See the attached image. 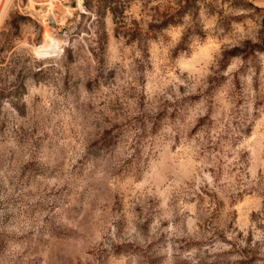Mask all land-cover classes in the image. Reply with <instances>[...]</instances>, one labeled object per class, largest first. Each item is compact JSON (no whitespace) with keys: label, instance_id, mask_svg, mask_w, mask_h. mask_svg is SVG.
<instances>
[{"label":"clouds","instance_id":"9594fccd","mask_svg":"<svg viewBox=\"0 0 264 264\" xmlns=\"http://www.w3.org/2000/svg\"><path fill=\"white\" fill-rule=\"evenodd\" d=\"M54 7L58 14L61 5ZM38 23L0 53V69L18 62L21 89L0 101V202L19 201L12 209L19 220L0 228L7 236L0 264H83L89 246L75 244L85 238L80 225L100 203L117 202L125 212L139 206L150 221L143 242L154 254L149 264H201L207 249L198 242L229 224L239 227L232 214L246 196L264 199V109L254 115L253 100L237 107L229 96L238 58L224 68L226 80L213 79L226 49L245 38L255 42V26L193 40L176 57L169 55L174 41L149 40L141 100L129 99L130 86L141 91L130 77L100 76L103 69H127L130 54L141 55L135 45L125 47L108 30L101 49L92 28L59 41L56 55L37 59L32 50L46 43V25ZM25 201L30 219L22 216Z\"/></svg>","mask_w":264,"mask_h":264},{"label":"rangeland","instance_id":"374dc122","mask_svg":"<svg viewBox=\"0 0 264 264\" xmlns=\"http://www.w3.org/2000/svg\"><path fill=\"white\" fill-rule=\"evenodd\" d=\"M260 3H264V0H3L0 4V25L7 26L8 32L0 33L3 35L0 53L8 50L11 39L19 36L22 29L39 28L38 22L46 25V30L41 29L46 43L32 50V55L37 59L56 55L59 41L71 42L78 33L91 34L89 30L92 28L96 30L97 42L102 49L106 33L111 30L118 40L124 41L125 47L135 45V51L141 55L135 58V53H131V64L127 69L121 68L119 73L115 69H103L100 76L106 82L114 81L117 77H130L141 91L137 94L135 88L130 86L129 99L139 95L143 100L147 84L145 71L149 40L164 44L174 41L169 55L176 57L187 54L193 40L204 41L210 34L223 38L235 31L234 25L246 27L251 22L255 26V42L245 38L231 49H226L224 59L219 62L220 69L213 79L215 82L226 80L224 68L232 58H238L240 64L230 74L234 87L229 96L237 107L246 108L249 100H253V113L258 116L259 111L264 109V64L260 60L264 55V9L256 6ZM55 4L61 5L58 14ZM57 27H60L59 34H50ZM47 47L50 51L41 52ZM2 63L4 61L0 59ZM17 63L10 61L0 69V101H10L19 96L21 89ZM12 76L16 79L9 82ZM248 77L251 78L250 84ZM247 88L254 94L252 97H249ZM0 195H4V190L0 189ZM259 196L264 197V193ZM18 202L11 198L0 202V228L11 227L19 220V215L12 210ZM31 215L32 207L25 201L22 216L30 219ZM232 215L239 227L229 224L227 230L198 242V246L207 249L201 264H264V256L260 255L264 247L260 243L264 240V199L246 196L236 205ZM149 224L139 206L125 212L118 202L112 205L100 203L80 225L85 232L84 240H75L77 247L82 243L89 246L85 252L89 259L83 264H149L154 254H151V245L146 248L143 243L148 236ZM257 234L259 239L254 242ZM229 235L235 239L229 240ZM28 236H21L20 239H28ZM6 241L7 236L0 232V247ZM68 243L71 245L73 240L69 239ZM238 243L243 247H238ZM220 247L228 250H212ZM234 256L243 259L234 260Z\"/></svg>","mask_w":264,"mask_h":264},{"label":"bare ground","instance_id":"6f19581e","mask_svg":"<svg viewBox=\"0 0 264 264\" xmlns=\"http://www.w3.org/2000/svg\"><path fill=\"white\" fill-rule=\"evenodd\" d=\"M3 0H0V4L2 3ZM46 51H50L49 47H47L46 49H42L41 52H46ZM47 54V53H46Z\"/></svg>","mask_w":264,"mask_h":264},{"label":"trees","instance_id":"16d2710c","mask_svg":"<svg viewBox=\"0 0 264 264\" xmlns=\"http://www.w3.org/2000/svg\"><path fill=\"white\" fill-rule=\"evenodd\" d=\"M260 44H263V43H260ZM259 47V46H258Z\"/></svg>","mask_w":264,"mask_h":264}]
</instances>
